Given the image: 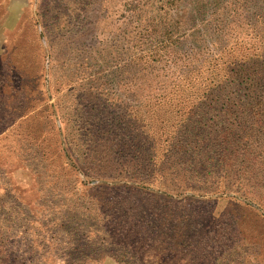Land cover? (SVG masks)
Here are the masks:
<instances>
[{
	"label": "rangeland",
	"instance_id": "1",
	"mask_svg": "<svg viewBox=\"0 0 264 264\" xmlns=\"http://www.w3.org/2000/svg\"><path fill=\"white\" fill-rule=\"evenodd\" d=\"M201 1L207 9L194 21L195 31L206 36L204 21L222 10ZM239 1L220 0L228 6ZM198 2L0 0L2 255L27 264L88 257L100 259L96 264H121L128 254L114 244L123 207L150 208L158 198L180 211L195 207H185L190 199L213 201L218 217L244 203L264 217L262 207L233 190L175 194L158 187L160 182L147 185L134 165L135 152L124 157L123 166L126 110L152 104L184 77L193 30L192 23L182 24L183 9ZM245 16L250 12L239 9L231 20L237 25ZM252 23L250 18L237 31L250 34ZM202 47L204 53L213 49L210 43ZM152 58V67L142 68ZM139 142L137 137L133 143ZM123 185L149 194L126 195ZM255 224L252 213L240 237L252 239L261 231L263 249L264 229Z\"/></svg>",
	"mask_w": 264,
	"mask_h": 264
},
{
	"label": "trees",
	"instance_id": "2",
	"mask_svg": "<svg viewBox=\"0 0 264 264\" xmlns=\"http://www.w3.org/2000/svg\"><path fill=\"white\" fill-rule=\"evenodd\" d=\"M239 2L228 6L211 0L209 7L216 8L214 12L222 10V14L204 21L203 31L206 26L209 30L206 36L195 31L194 23L205 17V1L199 0L190 10L183 9L186 20L183 17L182 24L192 23L193 30L190 63L184 77L164 89L152 104L126 110L123 166L124 157L135 152L134 165L147 185L160 182L158 187L175 194L233 190L264 209V0ZM239 9L250 12V34L237 31L239 25L250 21L249 17H242L237 25V20L234 24L231 20L232 13ZM206 43L213 48L210 53L203 51ZM154 61L150 59L142 68L152 67ZM139 118V124L128 128ZM137 137L141 142L136 145L133 142ZM139 191L149 194L123 185L126 195ZM188 201L185 207H195L182 212L172 201L161 198L153 200L150 208L123 207V217L115 226L119 239L114 244L123 246L128 254L121 264L264 262L262 214L231 199L227 202H235L237 211L218 217L211 209L213 201ZM252 213L254 229L260 232L245 240L240 235L246 232L243 225ZM1 249L0 264H27L2 255ZM99 260L88 257L66 260L65 264H96Z\"/></svg>",
	"mask_w": 264,
	"mask_h": 264
}]
</instances>
